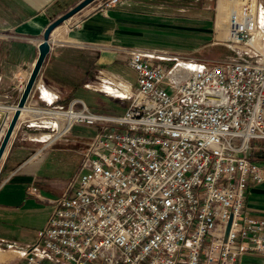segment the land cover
I'll use <instances>...</instances> for the list:
<instances>
[{
  "label": "built area",
  "instance_id": "2783aa9c",
  "mask_svg": "<svg viewBox=\"0 0 264 264\" xmlns=\"http://www.w3.org/2000/svg\"><path fill=\"white\" fill-rule=\"evenodd\" d=\"M121 1L99 0L97 9ZM216 7L226 20L219 43L234 59L205 63L134 51L128 65L137 85L122 115L91 113L79 101L35 110L41 125L56 127L53 140L75 124L97 133L37 242L6 246L21 264H237L247 254L264 257V220L244 210L248 183L264 181L254 157L264 142V8L260 0H216ZM30 194L38 196L35 188Z\"/></svg>",
  "mask_w": 264,
  "mask_h": 264
},
{
  "label": "crops",
  "instance_id": "0c3cea01",
  "mask_svg": "<svg viewBox=\"0 0 264 264\" xmlns=\"http://www.w3.org/2000/svg\"><path fill=\"white\" fill-rule=\"evenodd\" d=\"M80 1L0 0V140L37 58L45 28ZM98 1L52 33L50 52L0 161V264H21L6 246L37 242L52 202L66 191L90 141L74 130L81 124L53 140L56 127L41 125L35 110L79 101L97 114L93 110L109 99L122 108V115L135 88L113 69L128 65L131 52L204 62L197 48L189 54L176 52L183 35L189 31L203 38L206 33L201 52L205 45L221 44L225 36V31H219L216 0H122L108 10L97 9ZM260 3L264 8V0ZM206 12L212 13L210 29H204L208 21L202 13ZM257 161L264 167V158ZM32 188L38 196L30 194ZM244 210L249 217L264 220V181L248 183ZM237 264H264V257L247 254Z\"/></svg>",
  "mask_w": 264,
  "mask_h": 264
},
{
  "label": "rangeland",
  "instance_id": "374dc122",
  "mask_svg": "<svg viewBox=\"0 0 264 264\" xmlns=\"http://www.w3.org/2000/svg\"><path fill=\"white\" fill-rule=\"evenodd\" d=\"M90 6V5H89ZM202 15L205 17V20L208 22H205V28L204 29H210L212 27V13L206 12L202 13ZM203 38H200L201 35L196 37L193 36L192 33L189 31L185 33L182 37L181 44L179 48L176 50L179 54H189L190 51H193L194 49H198V56L203 53V57L201 58L205 63H216V62H223V61H230L231 59L235 58L234 51L227 45V44H217L213 46H206L203 49V52L200 51V47L202 44L207 43V34L204 33ZM202 39V40H201ZM195 58V57H192ZM199 59V58H195ZM173 63H165V67L169 68ZM118 65V64H117ZM116 69V70H115ZM116 71L119 75H121L127 82L131 83L133 85V88L137 85V76L132 69L126 65V64H119L117 68L113 69ZM122 108L118 105H115L113 101L107 100L105 103L102 104V106L96 111L97 114H104V115H120L122 113ZM95 113V112H94ZM74 130L79 131L84 138L88 141L91 138L94 137V135L97 133V129L95 127H89L85 125L76 126ZM256 151L259 150V148H262V158H264V142H257ZM256 158V155L254 156Z\"/></svg>",
  "mask_w": 264,
  "mask_h": 264
},
{
  "label": "water",
  "instance_id": "95a60500",
  "mask_svg": "<svg viewBox=\"0 0 264 264\" xmlns=\"http://www.w3.org/2000/svg\"><path fill=\"white\" fill-rule=\"evenodd\" d=\"M97 0H81L78 2L75 6L70 8L68 11H66L64 14L53 20L44 30L42 34V41L38 45V54L35 62L33 63L32 69L29 73V76L26 80V83L24 85V88L22 90L20 99L15 106L13 110V115L8 123L6 125L5 132L2 134V138L0 140V161L2 159L3 153L9 143V140L13 134V131L17 125V122L19 120V117L21 115L22 110L25 108L27 99L35 85V82L39 76V73L42 69V66L46 60V57L48 56L51 45L50 40L52 33L57 29L60 25L71 19L73 16L81 12L83 9L88 7L89 5L93 4ZM230 226V222L227 226V232Z\"/></svg>",
  "mask_w": 264,
  "mask_h": 264
},
{
  "label": "bare ground",
  "instance_id": "6f19581e",
  "mask_svg": "<svg viewBox=\"0 0 264 264\" xmlns=\"http://www.w3.org/2000/svg\"><path fill=\"white\" fill-rule=\"evenodd\" d=\"M219 15H220L219 22L222 25V27H219V31H223V33H224V31L226 30V20H225L223 14L221 13V11L219 12ZM217 21H218V18H217ZM217 25H218V22H217Z\"/></svg>",
  "mask_w": 264,
  "mask_h": 264
},
{
  "label": "trees",
  "instance_id": "16d2710c",
  "mask_svg": "<svg viewBox=\"0 0 264 264\" xmlns=\"http://www.w3.org/2000/svg\"><path fill=\"white\" fill-rule=\"evenodd\" d=\"M260 149H262V148H259V150L255 152L256 159H259L260 157H262L261 155H262V152H263V151L260 150Z\"/></svg>",
  "mask_w": 264,
  "mask_h": 264
}]
</instances>
